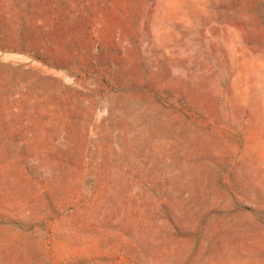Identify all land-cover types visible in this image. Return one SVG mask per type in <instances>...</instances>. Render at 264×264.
<instances>
[{
    "label": "rangeland",
    "instance_id": "374dc122",
    "mask_svg": "<svg viewBox=\"0 0 264 264\" xmlns=\"http://www.w3.org/2000/svg\"><path fill=\"white\" fill-rule=\"evenodd\" d=\"M0 264H264V0H0Z\"/></svg>",
    "mask_w": 264,
    "mask_h": 264
}]
</instances>
